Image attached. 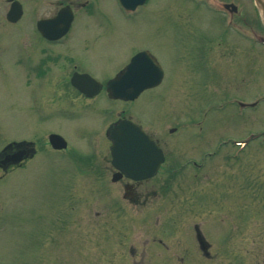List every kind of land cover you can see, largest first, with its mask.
Returning a JSON list of instances; mask_svg holds the SVG:
<instances>
[{"label":"rangeland","instance_id":"374dc122","mask_svg":"<svg viewBox=\"0 0 264 264\" xmlns=\"http://www.w3.org/2000/svg\"><path fill=\"white\" fill-rule=\"evenodd\" d=\"M102 1L101 14L87 19L98 26L94 35L85 40L76 28L71 32V61L104 82L127 53L147 48L164 78L133 102L110 101L104 90L91 101L77 94L50 100L56 82L26 89L5 66L0 134L23 140L32 133L36 153L24 167L0 172V264H264V144H249L235 161L226 142L264 131V50L248 48L232 33L234 16L221 13L217 19L204 12L205 23L202 11L191 8L188 15L200 18L196 27L206 28L212 49L186 56L177 34L188 32L179 22L187 23L181 7L189 5L159 0L161 20L144 15L130 23L111 13V0ZM235 2L262 33L253 1ZM29 22L24 16L7 28L1 21L0 29L11 37L22 34L24 44ZM86 29L94 27L86 23ZM241 51L254 62L252 72L244 71ZM26 90L34 92L33 102ZM232 98L257 102L238 110ZM130 117L157 142L165 160L145 184L129 182L135 186L126 198L124 180L110 182L113 170L99 181L95 176L105 177L109 164L108 124ZM49 133L60 134L67 149L52 151ZM220 140L225 144L215 150ZM206 153L211 156L200 170L188 164ZM195 227L210 246V260Z\"/></svg>","mask_w":264,"mask_h":264},{"label":"flooded vegetation","instance_id":"af4514ba","mask_svg":"<svg viewBox=\"0 0 264 264\" xmlns=\"http://www.w3.org/2000/svg\"><path fill=\"white\" fill-rule=\"evenodd\" d=\"M153 1L154 0H145V2L142 5L137 6L135 10L130 13V15L133 14L130 17H128V11L121 9L119 5L117 4L116 0H111V3L110 1L108 3H110L113 7V11L111 13H113L114 16L128 20L130 23H132L136 19H139L143 17L144 15L151 17L154 20H158V21L161 20L160 14L163 9L162 8L163 6H161L163 2L161 1L160 3V1L158 0L157 3L155 4V1L154 2ZM180 1L181 3H183V5L184 4L189 5V6L191 5L190 7L189 6L181 7V10L182 8H184L183 10L184 15H188L192 13L193 12L192 9H199L203 13L201 20L205 21V23L207 22V19L205 17L204 12L206 13L207 16L210 13L217 19L220 17V13L218 11L211 10L209 8L208 0H180ZM13 2H18L20 4V8H22V15L19 21H17L14 24H11L7 22L5 15H6V10L9 9L10 4ZM217 2H227V3L236 4L235 0H217ZM1 4H3V6H0V9L4 11V16L3 18L2 16H0V22L3 21V23H5V25L7 26V28H11L14 25H16L18 22H20L24 16L26 17L29 16L30 31L26 35L27 37H25L24 44H23L20 40L22 39L21 37L22 34L14 33L13 36L11 37L9 34L5 35V32L2 33L0 29V74L5 72L4 69H6L5 66L7 65L8 69H10L8 71L11 74L12 78L14 79V82L18 83L20 86H24L26 89L29 87L31 83L39 84L41 83V81H45L47 84H49L50 81L51 82L54 81V83L56 82L54 85L55 89L53 90L56 96L52 97L50 100H56V98L65 99L66 95H69L68 97H70V98L68 97L66 98L72 99V95L74 96V94H77L78 96L83 97L80 93L75 91V89L72 87L70 83V78L73 73H77V72L78 73H88V72L79 70L78 66L73 61H71V57L69 55L70 53L71 54L73 53L71 51V48L73 46V39L70 38V34L71 32L78 30V34L81 37H83V39L85 40H86V37H90V33L94 35V33L98 29V26L91 25L87 19L94 15H97V13L101 14L100 5L104 4V1L102 0H0V5ZM172 4L173 3H170V5ZM25 5H27L28 8H26ZM61 9L69 11V13L72 14L67 31L61 37L53 41L43 38L42 34L36 28L37 22L42 21V20L48 21L49 19H52L57 14V12L60 11ZM178 14H180V11ZM185 17H186L187 23L186 22L183 23L182 21L179 23H180V26H184L188 28V32L177 34V38H178L177 41L179 42L178 46L179 47L185 46L182 49L185 55L186 56L189 55L192 57V55L198 51H204V53H206L209 50H211L212 48L209 47L210 36L206 28L200 29L196 27V23L194 20L201 22L200 18H194L190 15L185 16ZM182 18L183 17H181V20ZM62 19L63 21H65L64 17H62ZM80 22L81 24L78 26ZM86 23H88L89 29H91V27H94L93 31L90 32L88 29H86ZM252 23L255 24V22H252ZM45 27L52 28V29L46 28V30L50 29V30L58 31L61 29L62 25L61 26H56V25L48 26L47 25ZM6 31H8V29ZM232 33L235 34L237 37H239L243 43H246L243 45H246L250 49H257V44L255 42H252L251 39L248 38L246 33H240V32H235V31ZM32 38L36 43L39 42V44L37 45L34 44ZM68 41L69 43L66 45ZM58 47L61 48L59 51L54 50V48H58ZM130 49H134V47L132 46ZM142 50H147L151 54H155L152 49H147V48L132 51L131 54L127 53L122 60L123 63L121 62L119 64L117 72L124 68L129 58L133 54H135L138 51H142ZM192 50L194 53L192 52ZM241 53H242L241 57L243 58V60L246 61V62H243L245 66L244 71L248 73L250 70V72H252L253 70L251 69H253L254 62L251 63L249 59L244 58L245 54L243 51H241ZM202 54L203 53L200 52V55ZM190 62L191 63L193 62L192 58L190 59ZM238 62H240V60H238ZM238 62L237 63L235 62V65L237 64L238 68H240L241 63H238ZM190 66L191 68L192 67L194 68V66L192 65ZM66 72L68 73L67 76H65ZM49 73L51 74L49 75ZM100 82L103 83L102 81ZM26 94H27L26 99L31 100L33 98V94L31 91L28 92L26 90ZM41 94H44V93H41ZM50 95L52 96V94ZM85 99L89 101L92 100L88 98H85ZM61 111H63V109H61ZM72 116L78 117V112L73 111ZM111 123L113 122H110L109 124ZM31 135L32 133L30 134V136ZM29 137H26L23 140L22 139L16 140L12 137H6V136L2 137L0 134V153L5 147H7V145H11V148L9 149V151H7L8 150L7 148L6 150L7 153H14L17 150H22V149L31 150L34 145L32 143L33 141L29 139ZM105 138H106V131H105ZM20 142H24L25 144L29 142L31 143V146H28L27 148L23 146L21 149H17V148H20L19 146L17 147V144ZM24 157L25 156L22 155L23 159L18 164H15V165L6 164L3 166L0 164V172L2 171L1 174L5 175L8 173H11V171L13 170H17V169L24 167L28 161L27 158L24 159ZM1 159H2V156L0 157V160ZM108 163H109L108 167L106 169H103L105 173V177H102L104 174L97 175L95 176V179L97 181L106 178V173H110V171L113 170L112 166L110 165V161H108ZM112 173L110 175H112ZM150 179L143 180V181H131L129 179L121 177L120 181L124 180L125 183L123 184V190H126L127 193H130L134 191V186H135L134 184H137V185L145 184ZM129 182L134 183V184H130Z\"/></svg>","mask_w":264,"mask_h":264},{"label":"water","instance_id":"95a60500","mask_svg":"<svg viewBox=\"0 0 264 264\" xmlns=\"http://www.w3.org/2000/svg\"><path fill=\"white\" fill-rule=\"evenodd\" d=\"M254 1L264 23V0ZM19 16L20 10L17 5V7H11L7 14V19L15 22ZM61 16L62 12L55 20L43 23V26L63 25V22H58ZM39 27H41V24L38 25ZM161 79L162 71L154 58L147 52H140L131 59L130 64L122 74L117 75L106 84L108 97L112 99L133 100L141 91L159 84ZM90 81L88 78L85 79L84 76H79L74 80L81 92L85 94L87 92L92 95L98 90L99 86L95 85L92 89L93 84ZM88 88L92 90L86 91ZM108 138L112 142L110 148L112 165L134 180L150 177L155 173L160 163L163 162L160 150L156 148L151 139L142 132L139 126L129 121H119L111 126L108 131ZM49 142L55 149H61L65 146L64 141L57 135H50ZM27 152L20 150L16 155H5L3 163H15Z\"/></svg>","mask_w":264,"mask_h":264},{"label":"trees","instance_id":"16d2710c","mask_svg":"<svg viewBox=\"0 0 264 264\" xmlns=\"http://www.w3.org/2000/svg\"><path fill=\"white\" fill-rule=\"evenodd\" d=\"M257 144L260 145V146H263L264 142H261L260 140H258Z\"/></svg>","mask_w":264,"mask_h":264}]
</instances>
